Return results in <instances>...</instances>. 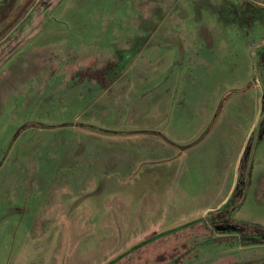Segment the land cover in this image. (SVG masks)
Wrapping results in <instances>:
<instances>
[{"label": "rangeland", "instance_id": "obj_1", "mask_svg": "<svg viewBox=\"0 0 264 264\" xmlns=\"http://www.w3.org/2000/svg\"><path fill=\"white\" fill-rule=\"evenodd\" d=\"M15 23L0 264H264L236 225L264 227V0H34ZM109 61L107 87L76 77Z\"/></svg>", "mask_w": 264, "mask_h": 264}, {"label": "trees", "instance_id": "obj_2", "mask_svg": "<svg viewBox=\"0 0 264 264\" xmlns=\"http://www.w3.org/2000/svg\"><path fill=\"white\" fill-rule=\"evenodd\" d=\"M15 24L16 23H14V25ZM116 64H117L116 61H109L102 68L88 67L84 70H79L78 73L76 74V77H83V78L88 77V78L96 79L97 81L101 82L104 87H107V83L105 79L107 75L114 70ZM226 204H228V202ZM223 208L224 206L217 213V218H219L220 221H222L223 223L222 225L224 226L233 225L234 223L232 221L230 212L224 211ZM211 222L214 223L215 221L212 220ZM236 225L239 226L238 232H241L242 234L246 235L249 241L256 243L264 241V227L259 225L250 226L248 224H243V223L242 224L236 223ZM229 238L231 237H223L220 240L224 241Z\"/></svg>", "mask_w": 264, "mask_h": 264}, {"label": "water", "instance_id": "obj_3", "mask_svg": "<svg viewBox=\"0 0 264 264\" xmlns=\"http://www.w3.org/2000/svg\"><path fill=\"white\" fill-rule=\"evenodd\" d=\"M34 0H28L25 5L22 7V9L20 10V12L18 13L17 17L11 21L5 28H3L1 31H0V37L8 30L10 29L14 23L19 19L21 18V16L24 14V12L26 11V9L33 3Z\"/></svg>", "mask_w": 264, "mask_h": 264}]
</instances>
